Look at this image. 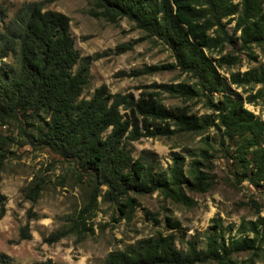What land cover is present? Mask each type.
Listing matches in <instances>:
<instances>
[{
  "label": "rangeland",
  "instance_id": "rangeland-1",
  "mask_svg": "<svg viewBox=\"0 0 264 264\" xmlns=\"http://www.w3.org/2000/svg\"><path fill=\"white\" fill-rule=\"evenodd\" d=\"M34 4L70 18V33L81 57L74 71L84 58L90 62L84 98L106 86L111 94L134 100L151 95L167 108H180L201 120L195 131H183L169 121L170 133L130 144L133 158L147 160L155 172L168 173L173 154L180 156L189 181L184 191L194 204L176 203L160 191L130 193L128 198L135 203L127 210L121 207L122 213L116 201L104 199L107 188L91 172L38 141L48 122L45 114L20 112L16 119L0 120V212L4 206L0 264H102L111 252L125 251L159 235H172L180 250L195 242L198 250L207 252L214 221L221 226L217 233L226 247L230 248L231 239L251 242L231 251L223 262L206 258L196 264H264V181L249 179L254 149L242 152L243 139L228 135L215 107L229 99L264 121V79L259 77L264 69V44L244 46L233 17L223 19L222 27H211L207 34L214 41L205 54L225 84L214 91L201 76L178 66L163 41L127 18L111 23L95 17L92 0H0L4 24ZM4 61L18 70L17 55ZM246 73H254L255 78L248 81ZM178 84L190 91L183 95L162 87ZM196 169L204 178V191L194 187ZM36 187L39 194L32 201L27 194ZM123 202L125 198L119 200ZM168 219L178 221L180 229L168 227ZM250 222L256 227H250ZM26 226L30 238L21 239ZM64 231L65 238L46 242Z\"/></svg>",
  "mask_w": 264,
  "mask_h": 264
},
{
  "label": "trees",
  "instance_id": "trees-1",
  "mask_svg": "<svg viewBox=\"0 0 264 264\" xmlns=\"http://www.w3.org/2000/svg\"><path fill=\"white\" fill-rule=\"evenodd\" d=\"M92 2L95 17L111 23L127 18L163 41L172 50L178 66L201 76L214 91L225 84L205 54V49L214 41L207 34L211 27H222L223 19L233 17L235 31L240 32L244 46L264 44V0ZM4 18L0 12L4 29L0 32V120L16 119L20 112L24 115L31 112L33 116L45 114L48 122L38 134V141L91 172L94 180L107 188L104 199L116 201L119 209L132 208L135 200L128 198L130 193L153 191H160L166 198L187 207L194 204L184 191L189 181L180 156L173 154L168 173L155 172L147 160L133 158L130 144L142 137L166 135L169 121L183 131L198 130L202 124L200 119L188 116L180 108H167L151 95L134 100L128 95L111 94L106 86L96 89L90 98H84V88L90 81V62L84 58L74 71L81 57L70 33V18L59 12L43 11L38 4L18 12L8 25L4 24ZM10 55L18 56V70L4 61ZM244 77L249 81L255 74L246 73ZM259 77L264 79V69ZM162 87L176 94L186 95L190 91L188 86L180 84ZM215 107L228 135L243 139L242 152L254 149V169L249 179L264 181V121L229 99ZM161 123L166 124L163 127ZM152 127L154 130H150ZM195 172L194 187L204 191V178L198 169ZM38 194L36 187L27 196L35 201ZM122 198L126 202L119 203ZM3 214L4 206L0 218ZM214 223L207 252L198 250L195 242H189L187 250H180L172 235H159L125 251L111 252L102 264H196L206 258L223 262L231 251L251 242L231 239L230 248L226 247L225 240L220 242L217 233L221 226L217 221ZM167 224L172 230L180 229L178 221L168 219ZM249 226L256 227V224L250 222ZM66 235L65 231L57 233L46 242L56 243ZM20 238H30L28 226L22 228Z\"/></svg>",
  "mask_w": 264,
  "mask_h": 264
}]
</instances>
